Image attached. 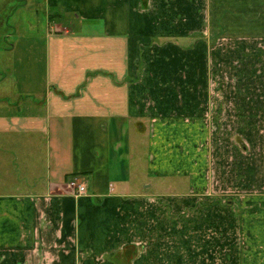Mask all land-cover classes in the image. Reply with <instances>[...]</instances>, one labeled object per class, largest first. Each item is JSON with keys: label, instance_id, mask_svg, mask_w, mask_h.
<instances>
[{"label": "crops", "instance_id": "obj_1", "mask_svg": "<svg viewBox=\"0 0 264 264\" xmlns=\"http://www.w3.org/2000/svg\"><path fill=\"white\" fill-rule=\"evenodd\" d=\"M45 2L75 23L49 26L44 102L10 103L30 95L0 71V264H177L170 237L189 264L214 242L264 264V0ZM169 180L189 194L158 195ZM164 198L229 216L166 219Z\"/></svg>", "mask_w": 264, "mask_h": 264}, {"label": "rangeland", "instance_id": "obj_2", "mask_svg": "<svg viewBox=\"0 0 264 264\" xmlns=\"http://www.w3.org/2000/svg\"><path fill=\"white\" fill-rule=\"evenodd\" d=\"M46 13L49 15L48 18ZM74 18L75 15L66 14L65 11L63 12L60 9H47L45 0H0V71L4 72L5 69H8L10 74L16 76V81L13 80L12 82H6L5 89L12 93L15 92L16 82L18 81L19 85L16 86V89L21 92L20 94L22 95L25 92L30 95L29 97H26L25 95L23 98H21V96H16V98H12L10 103L18 104L19 107H21L25 104L32 105L35 102H37V104L44 102L46 80L44 77L43 65L41 63L42 59L40 51H42L44 47L45 37L49 32V26L54 28L53 32H55V30L65 32L66 29H71V25L75 23ZM12 48H14V50ZM36 109L39 110V107H36ZM145 140L146 138L143 139V144L139 145L137 148L138 155H146L147 146L145 145ZM175 181H177V183L173 182V180L164 181L159 189L156 190L157 194L162 196L166 195L167 197L184 196L189 194L190 183H188V181ZM213 196V198H219L218 195L213 194ZM249 198L250 197H246L244 200H241V202H244L245 204L244 208L246 211L250 209L248 207L252 204L248 202H251ZM180 202L181 203H179V201H172V199L168 198L162 199L160 204H162L164 209V218H173L175 220L180 218L184 219L183 221H186L188 218L197 217L198 220H204L207 215H209L210 219L214 215V220H211L216 223L220 219V216H217V213L222 214V216H229V213L226 211L224 213L210 210L205 212L200 211V208H198L199 210L195 213L194 211H191L190 206L187 205L188 201L181 199ZM198 202H202L199 204H204L205 201ZM225 205H233V203L229 204L227 201ZM234 210H236V208H234ZM204 223L205 221H203V224ZM222 232L224 233V238H227V232L225 233L224 230H222ZM208 242L210 241H207V243ZM228 243L229 244H225V242H222L216 244L214 242V250L210 253L213 255V258L217 260V264H221L219 261L221 259L220 254L225 255V251H229L227 245H230V242ZM189 245V242H175L174 238L170 237L165 240L164 250L167 254H170L174 251V247L181 248V256L176 253L175 256H172V254L169 255L171 261L174 259V262L177 264H189L191 261L188 257ZM206 245L209 246L211 244L208 243ZM145 247H150V243H145ZM247 248L248 243L245 241L243 242V250L246 251ZM200 253L203 252L201 250L198 251L196 254L197 257H199ZM200 262H202L201 264H204L205 259L197 260V263L195 264H200Z\"/></svg>", "mask_w": 264, "mask_h": 264}, {"label": "built area", "instance_id": "obj_3", "mask_svg": "<svg viewBox=\"0 0 264 264\" xmlns=\"http://www.w3.org/2000/svg\"><path fill=\"white\" fill-rule=\"evenodd\" d=\"M69 187L75 190L76 196H83L87 194V186L86 183L78 178H74L70 184Z\"/></svg>", "mask_w": 264, "mask_h": 264}]
</instances>
